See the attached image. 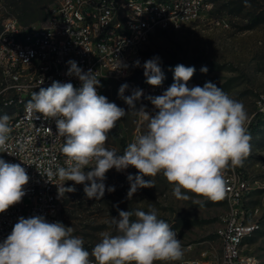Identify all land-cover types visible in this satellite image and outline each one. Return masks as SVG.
<instances>
[{
	"label": "clouds",
	"instance_id": "obj_1",
	"mask_svg": "<svg viewBox=\"0 0 264 264\" xmlns=\"http://www.w3.org/2000/svg\"><path fill=\"white\" fill-rule=\"evenodd\" d=\"M67 64L66 75L78 78L79 88L71 82L53 81L33 91L25 105L29 116L39 114L36 119L42 116L55 121L66 157V166L56 173L61 180L83 185L88 199L101 200L106 190L115 191L114 186L106 187V173L131 166L137 173L127 176L129 199L139 189L153 188L149 177L160 173L173 185L178 199H187L185 193L189 192L211 201L223 199L224 169L229 164L242 165L251 150L248 114L241 102L210 81L189 87L195 68L183 64L175 66L174 82L161 95L146 97L154 113L144 105L137 109L136 103L144 96L142 89L125 96L129 85L123 84L118 96L128 111L134 110L146 122V131L119 154L105 144L108 133L128 111L98 93L102 85L94 72H85L74 60ZM121 66L127 67L119 61L117 69ZM133 66L140 67V61ZM142 67L147 84L162 85L164 74L158 56L146 60ZM207 71L206 66L201 68V72ZM8 121V115L0 117V147H6L11 132ZM29 179L21 164L0 159V213L22 201ZM63 190L72 193L76 188L64 184ZM110 223L116 234L102 233L89 251L83 239L73 235L74 229L60 221L49 222L42 215L20 217L0 242V264H170L184 256L177 233L158 218L155 209H118V217H111Z\"/></svg>",
	"mask_w": 264,
	"mask_h": 264
},
{
	"label": "built area",
	"instance_id": "obj_2",
	"mask_svg": "<svg viewBox=\"0 0 264 264\" xmlns=\"http://www.w3.org/2000/svg\"><path fill=\"white\" fill-rule=\"evenodd\" d=\"M214 3L204 0H166V7H158V0H59L48 12L43 25L24 26L15 21H2L0 28V106L19 103L22 96H31L53 81L71 82L79 88L75 76L66 75L69 60L77 62L85 72L91 70L100 79L99 94L104 95V85L111 79L129 78L133 73L134 54L143 36H153L172 20L184 24L195 21L210 12ZM98 15L99 24H90V16ZM222 20L218 19L215 22ZM119 61L122 65L117 69ZM6 79H31L35 90L17 91L6 86ZM189 87L197 86L188 82ZM144 96L137 109L146 106L154 113L147 96L161 95L168 87L149 88L146 83L137 87ZM136 88V89H137ZM256 114L264 113V94L256 99ZM39 114H12L18 125L10 127L6 147H0V159L18 163L26 169L29 182L24 186L25 196L18 204L0 213V242L7 238L18 218L42 215L49 222H61L65 187L72 183H59V167L66 166L62 137L57 135L54 120ZM144 121L136 115L135 132L141 134ZM53 173L49 176L48 172ZM128 174L126 170L119 171ZM251 186L241 175L234 182H225L223 200L233 204V211L224 218L218 231L220 253L202 250L199 258L189 264H250L256 263L251 252L237 248V239L259 228V208L255 218H247L246 208Z\"/></svg>",
	"mask_w": 264,
	"mask_h": 264
},
{
	"label": "rangeland",
	"instance_id": "obj_3",
	"mask_svg": "<svg viewBox=\"0 0 264 264\" xmlns=\"http://www.w3.org/2000/svg\"><path fill=\"white\" fill-rule=\"evenodd\" d=\"M58 1L50 4L47 13ZM213 2L214 6L210 12L186 24L181 30L157 31L137 52L135 61L139 60L141 66L133 67L129 78L111 79L106 82L104 96L128 111V106L118 96L120 86L129 85L124 93L128 96L133 89L145 84L146 77L142 65L146 60L158 56L164 74L163 81L174 82L175 66H191L195 68V72L190 80L199 86H203L205 82H213L231 98L241 102L248 114V130L251 122L258 116L256 99L264 94V0ZM208 3L212 4L209 0ZM5 18L15 17L1 2L0 20ZM218 19L225 20L229 26L218 25L215 22ZM45 21L41 19L29 25H43ZM205 66L208 71L203 73L201 68ZM13 106H7L9 109L0 111V117L15 114L17 108ZM136 115L134 110H130L117 121L120 135L108 136L105 147L123 154L134 137L140 135L135 132ZM145 131L146 122L141 125V134ZM250 136L251 150L243 164H229L224 171L238 173L248 180L251 186L248 204L252 208H259V228L247 240L246 250L256 256L258 264H264V116L259 128ZM126 171L128 174L113 168L106 173V187L114 186L115 191L106 190L101 200L88 199L83 185H73L80 190L77 198L64 194L61 222L74 229L73 235L83 239L86 250L91 251L101 240L102 233L116 234L115 226L111 225L110 221L111 217H118V209L133 212L137 209H155L158 218L166 221L177 233L184 249L183 258L170 264H184L188 259L198 258L205 249L220 253L218 231L223 226L229 210V205L223 199L211 201L190 192L185 193L187 199H178L173 194V185L167 182L162 173L149 177L154 182L153 188L139 189L129 199L130 185L127 176L135 175L137 170L130 166ZM132 219H136L134 215ZM156 264L162 262L158 261Z\"/></svg>",
	"mask_w": 264,
	"mask_h": 264
},
{
	"label": "bare ground",
	"instance_id": "obj_4",
	"mask_svg": "<svg viewBox=\"0 0 264 264\" xmlns=\"http://www.w3.org/2000/svg\"><path fill=\"white\" fill-rule=\"evenodd\" d=\"M204 4H209L208 0H204ZM158 7H166V0H158ZM7 21H15V18L7 19ZM216 23L223 27L229 26L225 20H219ZM90 24H99V16L91 15ZM185 25L186 24H184L183 22H180L179 20H172L171 25H163L162 28L157 29V31H168V30L178 31V30H181ZM151 37L152 36H143L139 38L138 47H136V54H134V61H135L138 50L142 46H144L146 43H148ZM188 82H194V81L190 80ZM172 83L173 82L171 81H163L161 86L153 87L149 84H146V87H149V88L169 87ZM6 86L13 87L17 91L35 90V82H33L31 79H6ZM30 98L31 96H22L19 103H8L7 106L14 105L17 108V111L15 110L16 112L15 114H26L25 105ZM7 106H4V107H7ZM261 115L264 116V113ZM8 124H9V127H16L18 125V118H9ZM62 141H63V138H62ZM223 175H224L225 182H234L236 180V176H239L238 173L229 172V171H224ZM59 183H72V186L74 185V182L72 181L66 182V181L61 180L60 178H59ZM228 205H229V210L225 217H228L230 212L233 211V204H228ZM246 215H247V218H255V208L247 207ZM257 229L258 228L252 229L250 230L249 233L244 234L243 236H239V238L237 239V248H241L242 252H248L246 250L247 240L256 233ZM198 258H195V259H198ZM195 259H188L184 262V264H189L195 261ZM250 264H258V260L256 263H250Z\"/></svg>",
	"mask_w": 264,
	"mask_h": 264
},
{
	"label": "trees",
	"instance_id": "obj_5",
	"mask_svg": "<svg viewBox=\"0 0 264 264\" xmlns=\"http://www.w3.org/2000/svg\"><path fill=\"white\" fill-rule=\"evenodd\" d=\"M55 0H0V3H3V6L10 9V13L13 17H16L18 21L23 24L24 26H28L30 23L35 22L37 20H46L48 17L47 9L51 3ZM210 2L214 3L213 0H209ZM55 5V4H54ZM53 5V6H54ZM2 21L0 20V28H1ZM198 60V59H197ZM108 82V81H107ZM5 109H9V107L0 106V111ZM263 116H257L249 125L248 127V134L255 132L262 121ZM120 135V128L115 126L109 133L108 136L119 137ZM124 141V140H123ZM71 197L77 198L80 194V190L76 189L75 192L72 193H65ZM70 201L67 200L68 203ZM64 205V203H63ZM62 214V211H61Z\"/></svg>",
	"mask_w": 264,
	"mask_h": 264
}]
</instances>
